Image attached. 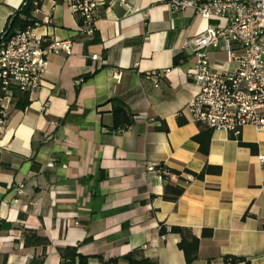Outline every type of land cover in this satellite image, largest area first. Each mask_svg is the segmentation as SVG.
I'll use <instances>...</instances> for the list:
<instances>
[{"label":"crops","instance_id":"obj_1","mask_svg":"<svg viewBox=\"0 0 264 264\" xmlns=\"http://www.w3.org/2000/svg\"><path fill=\"white\" fill-rule=\"evenodd\" d=\"M25 1L0 0V33ZM95 1L100 18L91 40L77 36L71 0H44L34 14L36 34L72 41V53L49 57L24 110L9 104L0 137V264H60L58 249L67 247L88 264H128V255L186 264L171 227L200 239L191 264H264V166L257 160L264 132L242 129L249 148L211 131L202 154L194 137L205 141L207 131L187 110L197 87L184 45L209 22L190 9L173 12L168 0ZM209 57L216 70L236 68L221 47ZM166 70L155 88L148 73ZM116 106L132 118L119 132L112 131ZM206 165L220 175L170 176L184 188L175 203L163 200L165 183L147 170L200 173Z\"/></svg>","mask_w":264,"mask_h":264},{"label":"built area","instance_id":"obj_2","mask_svg":"<svg viewBox=\"0 0 264 264\" xmlns=\"http://www.w3.org/2000/svg\"><path fill=\"white\" fill-rule=\"evenodd\" d=\"M119 3L126 6V0ZM167 4L173 12L190 9L209 22L202 33L184 45L191 49L194 58L188 73V80L197 87L187 104L192 120L212 131H224L233 139H238L248 126L264 132V0H168ZM98 6L95 0H71V12L80 18L78 37L94 38L100 18ZM38 26L35 22L13 36L0 33V84L4 93L0 98V137L7 124L13 90L35 91L47 70L49 57L72 53V41L39 36ZM219 47L226 63L236 64L234 70H216L212 65L209 50ZM97 59L96 55L91 57L93 61ZM167 72L152 71L147 78L159 88ZM257 160L264 166V155H258ZM147 170L170 176L164 168L151 166ZM187 179L192 177L188 175Z\"/></svg>","mask_w":264,"mask_h":264},{"label":"trees","instance_id":"obj_3","mask_svg":"<svg viewBox=\"0 0 264 264\" xmlns=\"http://www.w3.org/2000/svg\"><path fill=\"white\" fill-rule=\"evenodd\" d=\"M43 1L44 0H26L23 6L21 7V9L18 11V13H16L8 20L6 24V28L4 30L7 36H13L14 34H16V32L24 31L26 28L33 26L34 23L37 22L34 18V12L40 9ZM3 96L4 93L1 90V84H0V98ZM12 100L14 101V108L17 110H24L29 104L28 93H21L17 90H13ZM131 124H132V118L124 111L123 108H121L120 106H116L113 115L112 131L119 132L126 130ZM178 124L181 126L183 125V122L178 121ZM200 127L205 128L207 131L206 140L205 141L203 140L202 134L194 137V140L198 142L200 152L202 154H207L210 134L212 130L203 125ZM159 129L163 131L168 130L165 125H162V127H160ZM236 140L238 141V144L240 146L253 148L252 145L242 143L240 138ZM158 168H162V167H157V169ZM164 169L170 174V176L173 175L180 177L181 174L184 173L198 180H202L206 175H220L221 173L219 167H213L209 165L204 166V168L200 173H192L188 170H184L183 172H178L166 168ZM159 176L160 179L165 183L163 189V195H162L163 200L175 203L184 193V188L170 183V176H163V175H159ZM159 233L162 236L165 235L167 233L166 228L162 226L159 230ZM170 233L177 234L180 237L178 248L183 252L186 264H191L197 258L200 239L194 236L189 229H185V228L171 227ZM211 235H212L211 230L205 229L202 231L203 238H210ZM32 237L35 238L36 236L32 234ZM35 241H37L38 243L48 244V241L42 238H36ZM58 253L60 256V264H88V258L80 255L78 253L77 247H67L64 249H58ZM43 260L44 259L42 258L41 260H39L37 263L34 264H42ZM125 260L128 264H155L145 258L136 261L135 259L132 258L131 255L126 256ZM240 261H242V259L231 258V259H227L226 264H232ZM110 264H116V261H111Z\"/></svg>","mask_w":264,"mask_h":264}]
</instances>
